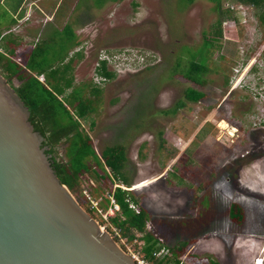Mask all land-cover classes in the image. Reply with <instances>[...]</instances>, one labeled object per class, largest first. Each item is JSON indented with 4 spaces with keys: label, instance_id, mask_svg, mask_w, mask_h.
<instances>
[{
    "label": "rangeland",
    "instance_id": "1",
    "mask_svg": "<svg viewBox=\"0 0 264 264\" xmlns=\"http://www.w3.org/2000/svg\"><path fill=\"white\" fill-rule=\"evenodd\" d=\"M99 1L103 0L81 1L77 16L90 9L82 15V24L71 16L76 3L68 11V2L59 3L57 21L47 20L39 31L44 36L41 45L54 52L66 49L60 40L61 23H68V28L70 21L77 25L84 49L83 58H75L76 80L94 81L102 88L98 111L83 121V128L99 153L106 145L127 143L134 182L128 190L132 188L140 206L150 210L147 230L170 249L188 242L180 256L183 264H202L209 258L220 264H254L256 258H264V5L242 0H106L99 6ZM227 8L233 10L231 16L221 14L228 13ZM220 19L223 33L215 40ZM10 21L12 14L0 4V24L9 27ZM33 50L18 56L26 58ZM104 52L132 56L128 65L120 64L112 80L96 72ZM193 57L206 65L200 84L180 74ZM145 73L151 82L157 78V92L149 115L137 118L129 110L145 89L139 83ZM189 86L203 90L206 97L186 100L174 114L160 112L185 100ZM128 119L141 126L135 137L123 140L119 125ZM65 148L59 146V153L68 159ZM87 179L86 175L83 180ZM95 184L96 198L102 199L100 211L88 199L82 203L80 193L73 194L123 250L136 251L139 243L116 235L111 219L104 218L107 191L115 182L108 183L109 189ZM232 204L240 206L242 219L230 217ZM168 258H174L172 249Z\"/></svg>",
    "mask_w": 264,
    "mask_h": 264
},
{
    "label": "trees",
    "instance_id": "2",
    "mask_svg": "<svg viewBox=\"0 0 264 264\" xmlns=\"http://www.w3.org/2000/svg\"><path fill=\"white\" fill-rule=\"evenodd\" d=\"M193 1L190 0V2ZM248 1L256 6L264 5V0ZM104 2L106 0L99 1L98 5L101 6ZM227 9L228 13L222 10L221 14L231 16L233 10L231 8ZM220 21L223 20L217 21L216 31L213 32L215 40L222 37V22ZM261 22L264 23V13L261 15ZM66 30L68 34H65V37L74 38L72 29L67 28ZM60 40L64 43V38L61 37ZM16 50L17 48L9 52H7L8 50H5V52L0 51V72L4 74L11 85L14 86L15 80L19 82L15 90L28 107L30 120L35 129L44 136L43 146L47 147L46 152L51 155L52 165L60 181L67 185L72 193H80L78 195L82 203L87 202V199L84 198L85 196L81 195V185L86 175L93 178L97 183H101L106 189L110 188L108 186L109 182L131 187L134 184L131 177L133 165L127 155V143L122 141L106 145L99 153L94 147L92 137L83 128V121L87 120L90 114L98 111L99 102L102 100V88L92 82L74 85L76 60L75 57H72L65 61V49L54 52L51 48L46 50L39 43L32 54L26 55V58L22 57L21 61L23 63L26 62L25 64L14 59ZM81 51L77 53L78 60L83 57ZM44 61H47V63ZM200 61L198 57L190 58L189 66L181 69L180 74L189 82L200 84L203 72L206 69V65ZM179 66L180 62L178 61L174 67L177 70ZM96 69L97 74L103 79L112 80L116 77V72L108 68L107 60L105 59L100 60ZM41 74H44L45 81L40 79ZM161 76L162 73L159 74L158 78ZM228 81L229 79L227 78L226 83ZM139 83L144 85L145 89L140 90L141 92L139 91L140 94L135 97V103L132 104L135 108L129 111H132L131 116L136 112L137 118L140 116L143 118V116L149 115L152 110L153 96L157 92L158 81L157 78L153 82L149 81L148 74L145 73ZM72 86H74L72 92L65 95L67 89ZM184 96L185 100H180L173 106L163 108L160 112L165 115L174 114L180 107L184 106L186 100L198 102L206 97V93L197 87L189 86L185 90ZM127 121V124L121 122L119 125L118 135L123 140L128 136L135 137L138 127L141 126V123H136L138 122L137 120L134 123L130 119ZM95 124L96 121L92 120L90 128L93 129ZM159 133L162 141H164L162 131ZM62 144L66 146L65 156L68 159H64L59 153V146ZM98 188L99 186L91 188L94 197L98 195L96 194ZM109 191H113L114 197L121 207V211L110 218L111 225L118 227L121 236L129 238V240L135 239V232L143 233V238L141 239L144 241L143 251L145 256L155 262L152 252L158 247L159 237L147 230V224L150 221L148 211L139 205L135 196L132 195V190L117 186L114 190L111 187ZM128 196L141 207L140 213H136L129 207L126 201ZM105 199L107 202L105 208H107L109 200ZM230 217L242 219L243 215L240 206L236 204L230 206ZM187 243L185 241L176 247H171L174 258L156 260V264H180V256L185 253ZM202 264H220V261L209 258L206 263Z\"/></svg>",
    "mask_w": 264,
    "mask_h": 264
},
{
    "label": "water",
    "instance_id": "3",
    "mask_svg": "<svg viewBox=\"0 0 264 264\" xmlns=\"http://www.w3.org/2000/svg\"><path fill=\"white\" fill-rule=\"evenodd\" d=\"M0 73V264H137L63 184Z\"/></svg>",
    "mask_w": 264,
    "mask_h": 264
},
{
    "label": "crops",
    "instance_id": "4",
    "mask_svg": "<svg viewBox=\"0 0 264 264\" xmlns=\"http://www.w3.org/2000/svg\"><path fill=\"white\" fill-rule=\"evenodd\" d=\"M52 1H58V3L56 5H52L50 2ZM81 1L82 0H75L73 1L74 4L76 3L75 6V10H73L74 13H72L71 16H73L75 14L76 15V11L80 8L81 9ZM242 1H246V2H250L248 0H242ZM64 2H68V0H0V4H6V8H7V14H12V21L8 22V24H10L9 27L4 26L3 24H0V51L5 52V50L7 52H9L10 50L16 49L15 51V58L17 57L18 59L22 56H18L20 53H26V50H32L35 49L37 44H41L42 38L44 36H42L43 34L40 33L39 31L42 28L43 23H45L47 20L51 21V19L56 20L57 15L59 14L60 9L58 8V4L59 3H64ZM72 3H67V6H65L66 11H68V9H70L72 7ZM252 5L253 3L250 2ZM254 6V5H253ZM86 7H90L91 6H86ZM90 9H82V12L77 16L76 20L77 23H79L81 21L80 24L83 23L82 21V15H85L86 12H89ZM62 18H64V15H62ZM69 18L67 19V21L69 22ZM57 21V20H56ZM71 23V24H70ZM69 25L71 26V31L74 33V38L73 37H65V34L67 32V24L68 23H61V29H63V36H61L62 38H64V43L63 45H65V55H66V59L65 61H68L69 58L75 57L78 60V56L77 53L84 49L83 44H82V40L79 38L78 31L79 29H77V25L74 23V21H70ZM63 27V28H62ZM41 34V35H40ZM60 37V38H61ZM51 37L49 38V40L51 41ZM26 51V52H25ZM73 51V52H72ZM83 58V57H82ZM80 61V60H79ZM76 65L79 62H75ZM108 65V63H107ZM109 68V67H108ZM114 70V69H113ZM115 71V70H114ZM75 73V72H74ZM45 78L44 74L40 75V79L44 81L43 78ZM94 83V81H93ZM74 85L77 86L79 85V83L76 80V74H75V80H74ZM73 87H70L67 89L66 94H69L72 92ZM140 185H136L133 188H139ZM129 190H132V188H130ZM139 203V205H141V201L135 197ZM148 209V208H147ZM146 209V210H147ZM148 211H150L148 209ZM148 224H150V221L148 222Z\"/></svg>",
    "mask_w": 264,
    "mask_h": 264
},
{
    "label": "built area",
    "instance_id": "5",
    "mask_svg": "<svg viewBox=\"0 0 264 264\" xmlns=\"http://www.w3.org/2000/svg\"><path fill=\"white\" fill-rule=\"evenodd\" d=\"M122 55L123 56H120L119 53L108 54V53L104 52L100 56V59L101 60L102 59L107 60V63L109 65H112L114 70H117L120 67H122V66H120V64H127L128 65L130 62H127V61H130L129 59H132L131 58L132 56H130V53L124 52ZM136 59L137 58H135V60ZM18 60L21 61L22 57H20ZM87 178H88L87 180H83L82 185H81L82 194L85 196L86 199L89 200V202L91 203L92 208L94 210H99L100 211L99 206L101 204L102 199L100 201H98L97 198L94 197V195L92 196V193H91V188L97 187L96 184H95L96 181L93 178L89 177V176ZM117 186H122L123 188L128 189V187H125L123 184H115L113 190ZM107 193H108L107 194L108 196H106V197L109 200V202H108V207L106 209V212L104 214V218L109 220L111 217L115 216L117 213H119L121 211V207L117 203V201H116V199L114 197L113 191L111 192V191L108 190ZM126 201L128 202L129 207L131 209H133L136 213H140L141 212V207L130 196H128L126 198ZM102 227H103V229H105V226L102 225ZM147 227H150V225L147 224ZM107 229L109 230L111 228L107 227ZM113 230H114V233L116 235H118V234H119V236L121 235L120 234V229L118 227L112 226V231ZM119 236H116V237L119 238ZM142 236H143V233L135 232V240L139 243V248L136 249V251H131V249L128 247V250L130 251L129 254L132 256V258L134 259V261L137 264H154L153 260H151V259H149V258H147L145 256V253L143 251L144 241H143V239H141V238H143ZM123 238H125V237H123ZM170 254H171V249L169 248V246L165 245L163 240L159 238L158 247H157V249H155L152 252L153 258L155 260H162V259L166 260V258H168ZM255 260L256 261H255L254 264H264L263 263V261H264L263 257H258ZM182 263H183V261L180 262V264H182Z\"/></svg>",
    "mask_w": 264,
    "mask_h": 264
},
{
    "label": "bare ground",
    "instance_id": "6",
    "mask_svg": "<svg viewBox=\"0 0 264 264\" xmlns=\"http://www.w3.org/2000/svg\"><path fill=\"white\" fill-rule=\"evenodd\" d=\"M224 123V122H223ZM263 263H264V261H263Z\"/></svg>",
    "mask_w": 264,
    "mask_h": 264
},
{
    "label": "flooded vegetation",
    "instance_id": "7",
    "mask_svg": "<svg viewBox=\"0 0 264 264\" xmlns=\"http://www.w3.org/2000/svg\"><path fill=\"white\" fill-rule=\"evenodd\" d=\"M264 50V49H263Z\"/></svg>",
    "mask_w": 264,
    "mask_h": 264
}]
</instances>
